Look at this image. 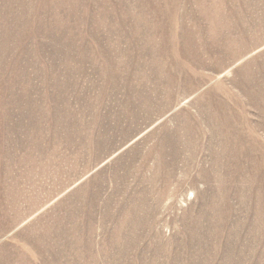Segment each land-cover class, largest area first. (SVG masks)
<instances>
[{"label":"rangeland","instance_id":"374dc122","mask_svg":"<svg viewBox=\"0 0 264 264\" xmlns=\"http://www.w3.org/2000/svg\"><path fill=\"white\" fill-rule=\"evenodd\" d=\"M0 264H264V0H0Z\"/></svg>","mask_w":264,"mask_h":264}]
</instances>
